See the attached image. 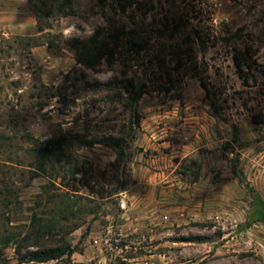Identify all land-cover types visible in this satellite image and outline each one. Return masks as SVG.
<instances>
[{
  "label": "rangeland",
  "instance_id": "374dc122",
  "mask_svg": "<svg viewBox=\"0 0 264 264\" xmlns=\"http://www.w3.org/2000/svg\"><path fill=\"white\" fill-rule=\"evenodd\" d=\"M71 2L64 16L63 0H0V237L56 209L46 187L60 195L75 186L87 199L69 221L79 225L69 237L75 254L47 264H264V0ZM181 18L201 37L171 38ZM123 27L157 33L148 69L159 72L157 62L148 67L159 55L175 69L178 46L196 61L172 74L174 86L131 64H79L71 40ZM132 78L149 86L142 130L115 164L111 147L76 141L119 135L129 114L117 94L86 84ZM28 134L71 139V162L87 163L85 173L70 186L54 174L31 180ZM5 254L21 264L15 246Z\"/></svg>",
  "mask_w": 264,
  "mask_h": 264
},
{
  "label": "trees",
  "instance_id": "16d2710c",
  "mask_svg": "<svg viewBox=\"0 0 264 264\" xmlns=\"http://www.w3.org/2000/svg\"><path fill=\"white\" fill-rule=\"evenodd\" d=\"M99 4L105 7L106 0H99ZM62 12L64 16H70L72 10L71 0H63ZM173 30L171 38L175 35H186V31H190L194 36L201 37L195 31L188 21L183 18L172 21ZM157 34L153 30H146L135 28L128 30L126 27L117 29L116 31L98 30L91 38L86 41L74 39L70 41V46L78 53V62L80 65L88 69H93L99 66L103 61H106L109 66L116 64L132 65L138 69H144L148 72L145 62V55L153 51L150 50L152 38ZM160 37L165 36V33H159ZM186 42L192 39L191 34H187ZM174 51V50H173ZM178 51V52H176ZM161 53L164 55L165 50ZM175 56H179V61L173 70H169L165 60L156 57L155 60L150 59L149 66H154L157 62V70H153L154 77L165 75L167 80L174 86L173 79L174 72H181L183 69L187 70L191 64L196 61L194 51H181L178 46L174 51ZM183 56H187V60L183 61ZM194 66V65H193ZM235 66L241 77L242 64L239 58H235ZM242 78V77H241ZM87 88H95V90H107L117 94L120 105L129 114L128 125L123 131L116 136H103L95 139H88L80 137V141H76L82 148H91L97 145H105L111 147L116 153V163H122L128 158V151L131 150L132 144L139 138L142 130L141 116L139 112L140 101L149 93L148 84L139 83L137 79H115L108 83H94L86 84ZM161 92H170L168 88L159 87ZM159 91V92H160ZM24 140L27 144V149H21V152L33 158V168L31 180H36L40 177H50L54 174L58 179H63L69 182H76V176L85 173L87 163H80V166L72 163L71 158L74 151L75 143L66 136H61L58 139L41 140L34 138L28 134ZM86 164V166H85ZM58 165V169L56 168ZM123 187L125 183H122ZM64 193L60 195H51L49 190L44 192L48 196L47 203L54 206L51 213H46L47 218L42 217L36 213L31 221L30 227L25 233H11L5 230L0 237V264H9L6 258L5 250L8 246H15L16 253L20 258L21 264L37 263L47 264L50 262H60L65 258L71 259L75 254L74 248L69 241L71 234L79 228V225L69 226V221L75 220L77 212L82 211L81 207L83 201L87 199L83 196H78L77 187H67ZM72 188V189H69ZM72 194V195H71ZM74 199H78L74 202ZM57 200H61L58 202ZM80 210L77 211V206ZM1 201V200H0ZM6 197L3 199L2 205H6ZM9 206V205H7ZM5 206V207H7ZM24 253V254H23Z\"/></svg>",
  "mask_w": 264,
  "mask_h": 264
}]
</instances>
